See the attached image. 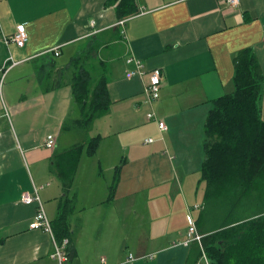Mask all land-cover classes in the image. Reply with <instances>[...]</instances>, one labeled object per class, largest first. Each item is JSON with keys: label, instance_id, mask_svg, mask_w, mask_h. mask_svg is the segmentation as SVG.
I'll return each mask as SVG.
<instances>
[{"label": "crops", "instance_id": "obj_1", "mask_svg": "<svg viewBox=\"0 0 264 264\" xmlns=\"http://www.w3.org/2000/svg\"><path fill=\"white\" fill-rule=\"evenodd\" d=\"M136 1L138 14L120 25L106 0H0V68L9 59L17 63L4 79L0 74V264H57L50 235L30 228L37 205L21 197L37 189L48 218L56 219L64 192L53 159L79 144L74 127L62 129L80 111L72 117L70 86L46 92L43 85L59 79L65 64L57 59L67 51L71 60L95 47L112 105L94 123L103 137L97 154L84 156L77 172L69 264H197L201 249L182 244L188 231L176 241L182 206L192 207L186 176L201 171L200 129L213 102L234 89L236 55L254 52L264 78V0H240L234 9L224 0ZM20 25L29 37L25 46L6 43ZM53 48H60L59 57ZM131 56L145 65L142 77H129ZM155 69L162 90L151 107L145 86ZM260 107L264 120V82ZM50 135L57 138L53 149L46 146ZM117 167L119 183L108 200ZM198 211L202 234L203 206Z\"/></svg>", "mask_w": 264, "mask_h": 264}, {"label": "trees", "instance_id": "obj_2", "mask_svg": "<svg viewBox=\"0 0 264 264\" xmlns=\"http://www.w3.org/2000/svg\"><path fill=\"white\" fill-rule=\"evenodd\" d=\"M105 5L115 7L119 21L128 20L139 12L136 0H106ZM104 66L96 47L88 49L59 69L61 75L54 85L49 82L43 85L46 92L71 87L80 117L74 120L73 126L65 123L62 130L74 127L86 133L83 142L56 154L52 166L64 195L59 200L56 219L50 221L55 239L59 243L69 239L71 249V218L77 199L73 187L77 172L84 156L97 154L103 137L92 135L94 123L106 116L112 105ZM263 82L255 53L250 49L241 50L234 59V89L213 102L205 122V160L200 184H206V192L199 226L204 237L202 247L210 264H264V209L255 211L253 216L243 214L248 202L254 201V197L259 201L258 197L264 195L261 186L264 184V120L260 107ZM51 136L56 143V136ZM119 179L117 167L108 200L114 197ZM211 197L220 200L217 218L208 214ZM200 256L202 253L198 250V260Z\"/></svg>", "mask_w": 264, "mask_h": 264}, {"label": "built area", "instance_id": "obj_3", "mask_svg": "<svg viewBox=\"0 0 264 264\" xmlns=\"http://www.w3.org/2000/svg\"><path fill=\"white\" fill-rule=\"evenodd\" d=\"M224 4L229 9L237 8L240 5V0H224ZM126 20L120 21V25H124ZM28 33L26 31V27L24 25H20L17 28V32L11 36V37H5L4 40L6 43L13 41L17 44L19 47H24L27 40H28ZM51 53H54L56 57L60 55V48H53ZM10 65L8 67H2L0 68V74L2 75V79L6 77V73L9 68H12L17 65V63L13 62L12 59H9ZM7 62V63H8ZM126 64L131 67L129 71V77H135V76H143L145 75V65L138 59H136L134 56H131L127 59ZM161 90H162V73L159 69H155L151 71L149 76V82L145 86V96L147 103L153 107L154 104L160 99L161 97ZM149 120L156 119L155 113H150L148 115ZM159 130L161 132H164L167 130V126L164 121H158ZM153 140H149V142H152ZM55 145V137L49 136L47 138L46 146L48 148H53ZM21 201L25 205H37V212L34 217L33 223L30 225L31 229H41L43 232L49 234L53 241V253L51 254V258L57 262V264H69L72 252H71V246L69 239H64L62 243H59L53 234V229L51 225V221L47 216V213L43 207L41 198L39 196L38 190L35 189L34 193H22ZM201 207L199 205H195L188 208V223H189V230L187 239L182 243L185 247L190 246L192 243H196L198 246H200L202 251V259L204 258V261L206 264H210V261L208 260L204 249L202 247V241H203V235L198 231L197 228V222L192 214L194 210H199ZM191 210H193L191 212ZM133 255L130 256L129 260H133ZM153 256H150V259H153Z\"/></svg>", "mask_w": 264, "mask_h": 264}, {"label": "rangeland", "instance_id": "obj_4", "mask_svg": "<svg viewBox=\"0 0 264 264\" xmlns=\"http://www.w3.org/2000/svg\"><path fill=\"white\" fill-rule=\"evenodd\" d=\"M70 58H71V55H70L69 51H67L66 54H65V57L63 59H61V58L57 59V62L59 64H66V63H68L70 61ZM75 107H76V110H74V112H73V115H72L73 118H75V117H77L79 115V108H78L77 104H75ZM204 126L205 125L203 124V127H202L203 129L202 128L200 129V131H202V137H201V142H200L201 143V152H200L201 156L200 157L202 159V163L205 160L204 143H205V137L206 136H205V132H204V130H205ZM97 132H99V131L95 128L94 131L92 132V135L96 136ZM72 135L75 138L76 142L80 143V142H83L86 133H85L84 129L74 128L73 131H72ZM201 169H202V167H201ZM197 172L198 173L196 175L192 174L189 177L186 176V180L188 178L186 185H188V186L186 187L185 191H186V194H187V201L189 202V205H191V206L199 205L200 207L203 206V209H204L206 184L205 183L200 184L201 171L200 172L197 171ZM109 174H110V177H112V172H109ZM108 176L109 175H107V177ZM189 181H191V182H189ZM56 182L59 183V181L57 179H56ZM53 185L54 184H51V186L49 188H47V191L49 189H51ZM58 185H60V183ZM250 190L255 195L259 196V193L256 190H254L253 188H251ZM258 198H259V201L255 200V201H252L250 203L248 202V204H246L243 207V210L245 212V213H243L244 215L253 216L255 214L254 213L255 211L260 212V211H262L264 209V195L261 194ZM261 200L263 201V206H261V203H260ZM219 204H220V200L219 199L217 200L216 197H211V200H210V211L208 213L209 216L213 214L212 216L215 215V217L217 218ZM215 208H217V209L215 210ZM192 211L193 210H191V212ZM200 211L194 213V216L196 218L199 215ZM187 213H188V211L186 210L185 205L182 206V211L180 212V217H179V219L177 218L178 220L176 221L177 224H178L177 230H178V233H179V236L176 237V241L178 239V242H177L178 244L181 243L182 240H183L182 239V235H184L185 236L184 238H186L187 231L189 230L188 229L189 224H188V221H187V218H186ZM221 215H224V213L222 212ZM199 249H201L200 246H199ZM201 257L202 256H200V258ZM197 260H198V254H197L196 261ZM197 264H206V262L204 261V258L203 259L201 258V259H199V261H197Z\"/></svg>", "mask_w": 264, "mask_h": 264}, {"label": "bare ground", "instance_id": "obj_5", "mask_svg": "<svg viewBox=\"0 0 264 264\" xmlns=\"http://www.w3.org/2000/svg\"><path fill=\"white\" fill-rule=\"evenodd\" d=\"M92 36V35H91Z\"/></svg>", "mask_w": 264, "mask_h": 264}]
</instances>
